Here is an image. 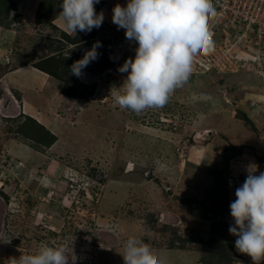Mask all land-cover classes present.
Returning <instances> with one entry per match:
<instances>
[{"label":"rangeland","instance_id":"1","mask_svg":"<svg viewBox=\"0 0 264 264\" xmlns=\"http://www.w3.org/2000/svg\"><path fill=\"white\" fill-rule=\"evenodd\" d=\"M13 1L11 24L0 27V264H200L204 251L190 240L207 241L219 222L225 241L219 247L227 251L222 259L264 264L262 57L237 71L188 73L173 86L147 85L130 102L121 92L123 66L135 70L127 59L129 40L138 47L151 42L148 53H156L191 40L211 22L209 12H190V0H118L122 7L110 5L107 22L95 17L91 0H74L53 19L56 30L34 21L46 10L42 0ZM123 14L133 16L128 25ZM65 19L71 27L63 26ZM82 29L94 40L82 41L74 68L87 56L93 68L108 73L82 81L72 71L80 90L95 85L72 106L65 84L43 76L51 82L36 89L52 96L53 106L44 114L58 118L56 126L43 122L57 140L35 146L13 129L29 115L28 103L17 111L20 98L42 101L15 85L19 75L3 64L30 63L53 49L68 57L78 49L68 37ZM223 93L237 102L227 104ZM202 241L208 251L210 243Z\"/></svg>","mask_w":264,"mask_h":264},{"label":"built area","instance_id":"2","mask_svg":"<svg viewBox=\"0 0 264 264\" xmlns=\"http://www.w3.org/2000/svg\"><path fill=\"white\" fill-rule=\"evenodd\" d=\"M211 2V22L189 42L174 41L169 48L160 47L155 54L147 55L152 70L130 68V73L124 67L123 96L131 102L145 86L165 80L174 82L188 73H225L245 68L251 62L259 65L264 42V0Z\"/></svg>","mask_w":264,"mask_h":264},{"label":"trees","instance_id":"3","mask_svg":"<svg viewBox=\"0 0 264 264\" xmlns=\"http://www.w3.org/2000/svg\"><path fill=\"white\" fill-rule=\"evenodd\" d=\"M66 1L69 4L71 2L72 3L75 2L74 0H45L43 3V0H42L41 4H43V6H44V4H46V7L44 8L46 10H44V13H42L40 10L38 12H36V15L34 18L35 23H40L41 25L42 24L45 25V23L48 25H53V28H55L57 30V26L54 25L52 23V21H53V19H55L56 17H58L60 15L59 13L62 12V9L65 7L64 2H66ZM89 2H91L94 6H96V8L94 10V14H95V12L99 8L101 2L95 1V0L94 1L91 0ZM150 5L152 6V3H150ZM14 8H15V2L13 0H0V27H6V26H9L11 24V21L9 20L10 19L9 11H10V9H14ZM82 12H84V10ZM73 19H80V18L73 17ZM77 21H79V20H77ZM82 33H83V29L79 30V33H77V35L74 38H72V37H68L67 33L62 32L63 37H68V38L73 39V42H72L73 44L78 43L77 44V46H78L77 52L69 55L68 57L63 56V54L59 53L58 50L53 49L52 53L50 55H48L46 57L40 56L39 58L32 60L30 63H22V64L18 65V64L12 63L11 59H7V61L3 65L6 67L7 70H13V69L19 68L23 65L31 64L34 67H36L37 69L42 70L43 72H46V73L54 76L59 81H61L63 84H65V90L64 91L69 96H72L76 99H84L85 100L93 94L95 85L88 86L87 90L86 89L84 90L83 88L80 90L81 81H79V79L75 78L71 74L73 62L79 56L78 51L81 50V48L83 47V44L85 42L94 40L93 37L92 38L91 37H88V38L83 37ZM49 34H51V35H49L51 37H54V35H55L51 32ZM83 40L85 42H82ZM53 48H55V47H53ZM138 55H139V51L136 49H134V50L132 49V51L130 53H128L127 59L130 61L133 57H136ZM261 57H262V63H263L262 68L264 69V51L263 50L261 53ZM162 82L163 83H169V85H171V86H173L172 84L176 83V81L173 82L171 80H165ZM171 86H169V87H171ZM22 117H23V120L20 122H17L16 123L17 125L13 129L15 135L20 136V137L25 138V139H28L35 146H42L44 148H48L57 140V136L53 132H51L44 124L37 121L32 116L22 115ZM245 119H249V118L246 117ZM251 127L256 128V126L254 124H252ZM232 155H239V149H237L236 152L233 153ZM230 156H231V154L226 152V154H225L226 164H227V161L230 159ZM260 160H262V159H260ZM0 189H2V187ZM198 216H200V215H198ZM200 217L204 218L203 215ZM219 228H222L221 222H219L216 225V227H214V231H216V229H219ZM214 231H213V228L212 229L210 228L209 232H212V235L209 237V239H207V241L210 243V245H209L210 248H209V246L207 247L208 251L204 250L205 247L200 246L201 245L200 241H202V239L197 238V240H195L194 238H192L190 240L191 242L198 243L199 245H197V247L204 251L200 257V264H210L209 262H211V261L213 262V260H215V259H218L219 261L213 262V264H233L234 260L232 258H230V255H227L229 257L225 258L226 260L222 259L224 253L227 252L223 248L219 247L225 243L224 238L222 237L223 233L221 230H220L221 231L220 233H218V232L214 233ZM207 241L204 240V241H202V243L205 245V242L208 243ZM217 243H218V245H217ZM182 248H184V247H182ZM193 249H195V248L193 247ZM260 261L264 262V258L260 259ZM212 262H211V264H212Z\"/></svg>","mask_w":264,"mask_h":264},{"label":"crops","instance_id":"4","mask_svg":"<svg viewBox=\"0 0 264 264\" xmlns=\"http://www.w3.org/2000/svg\"><path fill=\"white\" fill-rule=\"evenodd\" d=\"M94 1V0H93ZM95 1H98V0H95ZM127 2H128V0H126ZM111 2H112V4H111ZM189 2H191V0L189 1ZM188 2V3H189ZM187 3V4H188ZM128 4V3H127ZM110 5H112L113 7L111 8V9H114L115 7H122L119 3H118V0H103V1H101V4H100V6H99V8L96 10V12H95V17L97 18V19H99V20H104V21H107L108 22V20L106 19L107 18V16H108V14H109V12H110V14H113V10H110L109 11V6ZM115 5H117V6H115ZM185 6H187V5H185ZM126 7V6H125ZM125 7H123V8H125ZM144 8V7H143ZM184 8V7H183ZM151 8L150 7H148V11L150 10ZM183 10V9H182ZM115 13V12H114ZM183 13V12H182ZM145 15V14H144ZM110 16V15H109ZM133 16H129V14H123V17H121L122 18V21L124 22V25H128L129 24V22H130V20H131V18H132ZM66 21L64 22V24H63V26H65V27H67V26H69V27H71L70 25H68V23H67V21L69 22V23H72V21L71 20H68V19H65ZM141 20V22H142V18L140 19ZM59 21H61V19L59 20ZM114 21L115 22H120L121 20H119V18L117 19V17L116 16H114ZM60 23V22H59ZM61 23H62V21H61ZM73 25H75L74 23H73ZM121 25V24H120ZM119 24L117 25V26H120ZM186 27H187V25H185V28L184 29H186ZM75 29V28H74ZM169 29H167L166 30V32L169 34L170 33V35H171V31L169 30ZM166 33V34H167ZM132 35H134L133 33H132ZM165 37V36H164ZM260 53H262V50H261V52ZM12 71H14L15 73H17V75H19L18 77V79H16V83H14L15 85L17 84L20 88L23 86V87H25V89L27 90V91H29V93H33V94H35V96L36 97H38V100L39 99H41V101H42V104L41 103H37V102H27V101H25L24 99H21L20 98V105L18 106V110L17 111H20V113H23V112H25L26 110H25V108H24V106H25V103H28L27 104V107H26V109H27V111L29 112V115L30 116H32L33 118H35L37 121H39V122H41L42 124H44L45 126H46V123L45 122H49L50 121V119L49 118H47V115L46 114H44L45 113V111H48L49 109V111H52L53 109H52V105L51 104H49L48 103V101L50 100V98L52 97H47V95L45 94V95H42V93H39V92H41L40 90H44L43 89V87L46 85L45 83H44V81L46 80V83H48V82H51V79L49 78V77H46V79H44L43 80V76H47L48 74L46 73V72H43L42 70H39V69H37L36 67H34L33 65H31V64H26V65H23V66H21V67H19V68H16V69H13V70H8L7 72H9V73H13ZM26 75V77H28V76H30L31 77V82L30 83H27V82H25V79L24 80H21L20 78L21 77H24ZM25 77V78H26ZM45 78V77H44ZM100 79V78H99ZM99 81V80H98ZM12 82V81H11ZM35 83H38V84H35ZM10 84H12V83H8V84H6L7 85V88L8 89H6L7 91L9 90V87H8V85H10ZM36 86L38 87V88H40V90L39 89H36ZM17 89H18V87H17ZM31 91V92H30ZM9 92V91H8ZM9 94V93H8ZM22 98H23V96H22ZM13 106H15V100H14V103H13ZM47 106V107H46ZM52 106V107H51ZM39 115H42V116H40L39 118H38V116ZM44 116L46 117V120L44 119ZM55 116H57V114H55ZM55 118V120L54 119H52L51 121H50V123H52V125H54V126H56V124H57V121H58V118L57 117H54ZM43 121H45V122H43ZM48 128V127H47ZM49 129V128H48ZM49 130H51V129H49ZM53 167V166H52ZM52 167H50L49 168V172L50 171H53V169H52ZM233 264H238V263H236V262H234Z\"/></svg>","mask_w":264,"mask_h":264},{"label":"clouds","instance_id":"5","mask_svg":"<svg viewBox=\"0 0 264 264\" xmlns=\"http://www.w3.org/2000/svg\"><path fill=\"white\" fill-rule=\"evenodd\" d=\"M98 1H103V0H98ZM210 14H211V12H210ZM147 22V20L145 19V23ZM169 31V30H168ZM145 32V31H144ZM146 34V33H145ZM169 35H170V33H169ZM135 35H133V37H134ZM147 36H149L148 35V33H147ZM190 40H188V41H185L184 40V42L183 43H186V42H189ZM148 43H150L149 45H148ZM146 45H145V47H138L137 46V44H135L134 43V41L132 40V39H130L129 40V44H131V45H129L131 48H129V47H127L128 49H129V52H131L132 51V49L134 50V49H136V50H138L139 51V55L138 56H136V57H133L130 61H132L134 64V68L135 69H137V70H139L140 72H144V70L146 69H151L152 70V62H149L148 60H147V55H150V54H155V52H152V53H148L149 52V49L151 48V42H148ZM148 45V46H147ZM122 46V45H121ZM147 46V47H146ZM121 49V48H120ZM46 56H48V55H46ZM46 56H43V57H46ZM147 66V67H146ZM119 67V66H118ZM117 67V68H118ZM123 67H126V66H123ZM139 68V69H138ZM143 68H145V69H143ZM143 69V70H142ZM142 70V71H141ZM73 71V70H72ZM73 74H74V72H73ZM125 75V74H124ZM162 82V81H161ZM161 82H155L156 84L157 83H161ZM154 83V84H155ZM153 84V83H152ZM151 85V84H150ZM76 99V98H75Z\"/></svg>","mask_w":264,"mask_h":264},{"label":"water","instance_id":"6","mask_svg":"<svg viewBox=\"0 0 264 264\" xmlns=\"http://www.w3.org/2000/svg\"><path fill=\"white\" fill-rule=\"evenodd\" d=\"M187 6H191V9L189 8L188 10L191 12V10H200V11H203V10H206L207 12H211V10H212V7H213V5H212V2H211V0H192L191 2H189L188 4H187ZM193 6V7H192ZM84 53V51L81 53V54H83ZM78 63V65H79V61L77 62ZM78 65H76L75 67V70H74V74H78L77 73V66ZM79 78L80 79H82L83 80V78L81 77V75H79ZM221 90H223L222 89V87H221ZM224 94V93H223ZM222 99L227 103V104H231V105H234L236 102H237V100H235L234 98H233V96L231 95V96H229V95H227V94H224L223 96H222ZM12 105H13V103H14V100L12 99ZM74 102H75V98H71V106L74 104ZM210 131H208V130H206V131H200V133H203V134H207V133H209Z\"/></svg>","mask_w":264,"mask_h":264},{"label":"flooded vegetation","instance_id":"7","mask_svg":"<svg viewBox=\"0 0 264 264\" xmlns=\"http://www.w3.org/2000/svg\"><path fill=\"white\" fill-rule=\"evenodd\" d=\"M195 11V10H194ZM101 49V48H100ZM114 54L115 55H118L120 54V52L118 51H114ZM87 56L83 57L82 61H80L79 65L80 66H77V70L78 72L80 73L81 77L83 78L82 81H86V80H89L90 78L91 79H98V80H101L103 77H104V73H108L107 69H102V71H100L99 69H97V67L93 68V64L91 63V59H90V62L86 59ZM86 64V67L88 64H90V68H87V70L83 69L82 67ZM72 70L74 72L75 68H74V65L72 67ZM109 70V69H108ZM100 78V79H99Z\"/></svg>","mask_w":264,"mask_h":264}]
</instances>
